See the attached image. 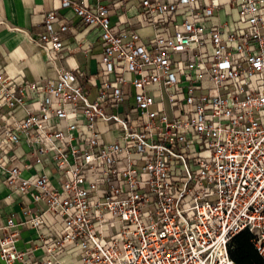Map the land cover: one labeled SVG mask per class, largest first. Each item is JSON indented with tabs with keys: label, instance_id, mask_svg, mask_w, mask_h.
Returning <instances> with one entry per match:
<instances>
[{
	"label": "built area",
	"instance_id": "1",
	"mask_svg": "<svg viewBox=\"0 0 264 264\" xmlns=\"http://www.w3.org/2000/svg\"><path fill=\"white\" fill-rule=\"evenodd\" d=\"M125 2L62 0L100 30L94 83L60 63L75 22L60 10L29 34L57 77L0 72L5 199L21 197L0 260L238 264L230 243L247 229L264 264V0L235 1L234 28L206 23L218 0H138L136 21L112 23ZM24 229L35 235L21 247Z\"/></svg>",
	"mask_w": 264,
	"mask_h": 264
},
{
	"label": "crops",
	"instance_id": "2",
	"mask_svg": "<svg viewBox=\"0 0 264 264\" xmlns=\"http://www.w3.org/2000/svg\"><path fill=\"white\" fill-rule=\"evenodd\" d=\"M94 0H85L92 3ZM201 4H207L209 0H199ZM237 0H218L219 7L206 21L208 25L226 22L231 28L238 23ZM138 0H126L124 10L113 11L110 19L112 23L131 17L136 21V4ZM60 10L62 16L74 19L70 28L63 33V48L60 51V63L66 69L81 67L89 74V80L94 83L95 72L100 68L103 44L99 40L100 30L95 25H85L78 21L72 9L64 7L62 0H0V19L7 26L0 27V72L12 76L17 82L24 80H51L57 77L56 69L47 62L45 53L29 39V34L35 35L44 30V18L47 12ZM57 26V25H56ZM142 36L151 35V26L137 27ZM94 77L92 81L91 78ZM96 94V88H92L91 95ZM16 114L22 116L24 111L16 109ZM102 127H104L102 125ZM24 147L16 153L21 154ZM18 163V162H16ZM36 167H39L36 166ZM28 171H24L27 175ZM5 173L0 169V225L5 224L6 218L11 213H19L20 199L15 194L13 200L5 199V185L3 178ZM33 229H24L19 245L26 247L34 237ZM40 255L41 251L36 250ZM0 264H5L0 260Z\"/></svg>",
	"mask_w": 264,
	"mask_h": 264
},
{
	"label": "trees",
	"instance_id": "3",
	"mask_svg": "<svg viewBox=\"0 0 264 264\" xmlns=\"http://www.w3.org/2000/svg\"><path fill=\"white\" fill-rule=\"evenodd\" d=\"M233 260L238 264H260L261 256L252 242V233L245 229L236 234L229 247Z\"/></svg>",
	"mask_w": 264,
	"mask_h": 264
},
{
	"label": "rangeland",
	"instance_id": "4",
	"mask_svg": "<svg viewBox=\"0 0 264 264\" xmlns=\"http://www.w3.org/2000/svg\"><path fill=\"white\" fill-rule=\"evenodd\" d=\"M91 80L93 81V80H94V77H92ZM90 98H91V99L94 98V93H93V95L90 96ZM212 198H213V197H212Z\"/></svg>",
	"mask_w": 264,
	"mask_h": 264
}]
</instances>
